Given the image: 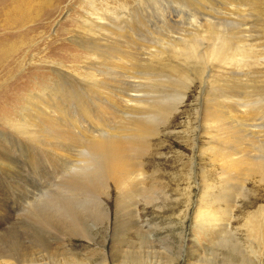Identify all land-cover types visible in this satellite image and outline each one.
Returning a JSON list of instances; mask_svg holds the SVG:
<instances>
[{
	"label": "rangeland",
	"instance_id": "obj_1",
	"mask_svg": "<svg viewBox=\"0 0 264 264\" xmlns=\"http://www.w3.org/2000/svg\"><path fill=\"white\" fill-rule=\"evenodd\" d=\"M87 253L264 264V0H0V264Z\"/></svg>",
	"mask_w": 264,
	"mask_h": 264
},
{
	"label": "bare ground",
	"instance_id": "obj_2",
	"mask_svg": "<svg viewBox=\"0 0 264 264\" xmlns=\"http://www.w3.org/2000/svg\"><path fill=\"white\" fill-rule=\"evenodd\" d=\"M103 26H104V24L101 25L100 27L101 28H104ZM52 122L53 121H48V124L50 125ZM137 129H138V127H137ZM140 130H142V129H140ZM122 135H124V134H122ZM106 139H107V137H106ZM93 141H95V140H93ZM128 144L129 143H127L125 141H121V140L113 141V142H104V141H100V138H97V140L91 145L92 146V149H94V151H96V153H98L100 155V157L102 158V160H103L102 164H103V167L105 169L106 174L108 175V178L114 180V182H117V184H123V182H124V180H126V178H128L131 174L134 175L136 173V171L138 170L137 169V164L132 163L131 160H130V158L128 157V155H129L128 150L129 151L132 150L131 149L132 147L129 148V145ZM132 146H134V145H132ZM134 148H135V146H134ZM83 245H85V244H83ZM88 246H89V244H87V247ZM91 250H93V249H91ZM74 257L75 256L73 255V258ZM83 258L85 259L86 262L85 263H82L83 262L82 261L81 264H92V262H93L92 261V258H93V254L92 253H87ZM74 260H76V259H74ZM79 260H76L75 262H78Z\"/></svg>",
	"mask_w": 264,
	"mask_h": 264
}]
</instances>
